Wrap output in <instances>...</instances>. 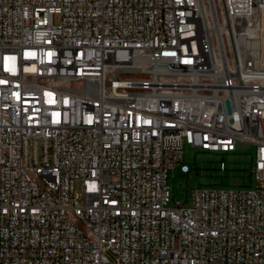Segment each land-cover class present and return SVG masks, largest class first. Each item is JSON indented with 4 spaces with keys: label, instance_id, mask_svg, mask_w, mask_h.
Here are the masks:
<instances>
[{
    "label": "built area",
    "instance_id": "built-area-1",
    "mask_svg": "<svg viewBox=\"0 0 264 264\" xmlns=\"http://www.w3.org/2000/svg\"><path fill=\"white\" fill-rule=\"evenodd\" d=\"M0 264H264V0H0Z\"/></svg>",
    "mask_w": 264,
    "mask_h": 264
},
{
    "label": "rangeland",
    "instance_id": "rangeland-1",
    "mask_svg": "<svg viewBox=\"0 0 264 264\" xmlns=\"http://www.w3.org/2000/svg\"><path fill=\"white\" fill-rule=\"evenodd\" d=\"M55 22L61 23L60 15L56 16ZM255 154L256 146L247 143H239L235 153L225 154L187 146L184 163L169 173L168 185L174 195L171 204L177 202L191 206L194 191L201 187L257 186L251 177ZM222 163L226 167L225 171L221 170ZM185 168L188 169L184 172Z\"/></svg>",
    "mask_w": 264,
    "mask_h": 264
},
{
    "label": "water",
    "instance_id": "water-1",
    "mask_svg": "<svg viewBox=\"0 0 264 264\" xmlns=\"http://www.w3.org/2000/svg\"><path fill=\"white\" fill-rule=\"evenodd\" d=\"M184 170H186V169H184Z\"/></svg>",
    "mask_w": 264,
    "mask_h": 264
}]
</instances>
